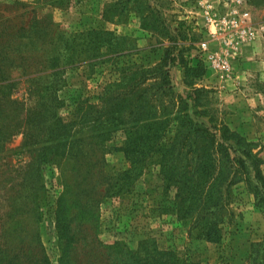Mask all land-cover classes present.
Returning a JSON list of instances; mask_svg holds the SVG:
<instances>
[{"label":"rangeland","instance_id":"1","mask_svg":"<svg viewBox=\"0 0 264 264\" xmlns=\"http://www.w3.org/2000/svg\"><path fill=\"white\" fill-rule=\"evenodd\" d=\"M233 10L249 11L250 23L258 30L257 38L238 50L216 35L207 20L210 11L228 17ZM6 18L16 19L15 23L0 26V41H7L11 49L16 44L9 35L12 29H3L11 24L15 26L14 32L23 23L31 34L41 30L43 36L36 37L35 48L27 51L42 55V60L52 54L49 42L59 33L68 37L89 31L112 32L126 41L112 50H102L104 53L97 57L94 50L76 53L73 65L66 68L65 86L56 92L60 101L57 107L52 108L49 101L53 78L47 74L51 70H47V75L34 81H30L34 74L28 82L22 79L10 97L19 104L0 108L5 111V122L19 120L14 127L20 124L21 116L24 120L19 131L15 129L11 140L0 150V157L4 158H0L2 256L7 255L6 259L13 264L36 262L43 255L49 264H61L62 258L63 264H147V257L172 252L179 254L185 264H264L261 253L252 256L253 245L264 241V211L255 205L253 195L243 183L234 186L232 196L217 216L224 223L220 225L221 240L215 243L197 238V231L191 232L193 221L177 219L174 203L177 191L166 192L160 168L155 165L148 166L133 180V186L113 188L98 207L95 202L85 207L73 205V191L76 192L77 182L82 179L81 173L89 172L95 163L93 171L108 175L130 169L122 151L125 133L119 130L113 136H102L93 131L88 133L89 128L108 118L114 111L110 108L112 99L128 93L137 82L132 81L127 68L135 64L156 66L167 46L176 41L186 46L185 56L193 64L202 61L207 66L206 76L197 80L196 86L213 91L211 106L220 110L233 130L254 143L264 160V0H0V21ZM34 18H44L41 28L33 26ZM91 38L85 36L87 42ZM77 39L74 46L80 51L84 38ZM203 43H208L207 51L201 49ZM11 49L4 58H13ZM210 53L222 56L228 68L214 67ZM42 60L35 58L39 63ZM122 68L127 75L121 78ZM183 71L180 65L170 68L172 84L179 93L186 88ZM12 76L20 78L17 72ZM151 82L134 88L129 101L135 100L137 93ZM152 91L153 88L149 93ZM106 97L111 98L109 102ZM129 101L122 108L125 118ZM43 102L45 108H40ZM151 103L159 109L171 108L166 94L154 96ZM57 120L76 126L75 133L60 142H100L101 151L94 152L91 148L85 155L70 153L61 163L43 166L38 173L35 152L21 148L24 134L31 128L39 132L35 142L28 136L32 146L47 140L58 142V133H50ZM262 169L264 173V165ZM60 194L72 220L68 233L69 237L73 235L72 240L61 237L56 226ZM143 242L145 246L141 247ZM138 251L141 258L136 260Z\"/></svg>","mask_w":264,"mask_h":264},{"label":"trees","instance_id":"2","mask_svg":"<svg viewBox=\"0 0 264 264\" xmlns=\"http://www.w3.org/2000/svg\"><path fill=\"white\" fill-rule=\"evenodd\" d=\"M15 19L6 18L4 22L0 21V26L7 22L15 23ZM32 22L33 26L41 28L44 18L41 20L34 18ZM11 25L3 29L13 30H11L12 33L8 32L16 43L13 46L15 49L9 48L7 41L4 43L0 41V108H9L13 104H19L17 100L10 97L17 91L16 87L22 79L28 82L29 76L34 74L35 76L30 78V81H34L46 74L47 70H51L47 74L53 78L49 89V101L52 108L57 107L60 101L58 96L56 97V92L65 86V71L67 67L73 65L72 60L76 53L87 54L94 50V56L97 57L104 53L102 50H112L126 41V38L116 36L112 32L89 31L68 37H65L64 33H59L55 36L56 39L49 42L53 46L52 54L47 60H42L40 58L42 55L28 54L27 51L32 47L35 48L36 37H39L42 31H35L31 34L28 26L23 23L21 28L14 32L15 26ZM81 36L84 39L80 43L84 45V48L78 51L74 45L77 38ZM85 36L90 38L94 36L99 40L93 41L91 38V41L87 42ZM10 49L13 58H4L3 56ZM41 49L42 46L39 50ZM186 53H188L186 46L179 45L176 41L167 46L161 63L156 66L146 67L135 64L127 68L132 81L137 79V82L133 84L128 93L126 91L123 96L112 99L113 105L110 108L114 111L104 121H97L89 128L88 133L93 131L98 135L113 136L119 130L123 131L125 141L122 151L130 163V169L123 173L112 172L108 175V173L93 171L97 165L95 163L89 172L81 173L82 179L77 182L76 192L73 191V205L79 204L80 207H85L88 203L95 202V206L98 207L101 199L109 195L113 188L133 186V180H137L148 166L155 165L160 168L166 192L170 189L177 191L174 196L177 219L193 221L191 232L197 231V238L215 243L221 240L220 225L224 223L223 218L219 219L217 216L222 213L226 200L232 196L234 186L240 183L245 184L247 191L254 197L255 205L264 211V173L262 169L264 160L259 151H256L254 143L233 130L221 116L220 110L211 106L213 91L196 86L197 80L206 76L207 66L202 61L193 64L186 58ZM36 57L42 60V64L35 61ZM177 65L182 66L184 70L183 82L186 88L182 93L174 88L170 75V68ZM125 70L121 69V78L127 75ZM14 72L18 73L19 79L12 76ZM148 81L153 82L147 85L142 92L137 93L138 96L133 100L134 103L129 101L136 87ZM120 85L117 84V86ZM152 88L153 91L150 94L149 91ZM165 94L171 100V108H156L155 103H151L152 99L154 96ZM110 99L106 97V102ZM128 101V106L132 108L128 106L125 108L127 112V118H125L122 108ZM44 103L39 107L45 108ZM4 116L5 111L0 109V150L6 142L11 140L13 131L15 129L19 131L24 121L21 116L20 124L14 127L13 124L19 120L5 122ZM36 131L31 128L28 133L24 134L25 140L21 148L35 152L34 161L37 163L38 173L43 166L52 167L61 163L62 160L68 158L70 153L75 156L85 155L91 148L94 152L101 151L99 150L100 142L94 144L90 142L80 144L79 140L60 142L63 138L67 139L75 133L74 123L65 124L57 120L52 124L50 133H58L59 141L47 140L32 146L28 136H31L35 142L39 133ZM82 132L83 130L80 133ZM31 146L33 148L29 150ZM62 195L60 194L57 200L56 226L61 237L72 240L73 235L68 236L72 220H69V209ZM142 246H145L144 242L141 243ZM255 253H261L264 257V241L253 245L252 256ZM6 257L8 256L0 254V264H13ZM139 258L141 255L138 251L135 259ZM145 260L147 264H185L179 254L172 252H160L153 258L147 257ZM63 263L64 258L61 261V264ZM29 264H49V262L46 255H43V259L36 262L31 261Z\"/></svg>","mask_w":264,"mask_h":264},{"label":"built area","instance_id":"3","mask_svg":"<svg viewBox=\"0 0 264 264\" xmlns=\"http://www.w3.org/2000/svg\"><path fill=\"white\" fill-rule=\"evenodd\" d=\"M207 20L210 26L215 28V34L225 38V41L227 39L228 45H232L235 50L240 49L242 44L255 40L258 35V30L250 23L251 14L247 10L243 12L233 10L228 17L210 11L207 13ZM201 49L207 51L208 43H203ZM209 59L216 68L223 69L229 66L222 56L214 53L209 54Z\"/></svg>","mask_w":264,"mask_h":264}]
</instances>
